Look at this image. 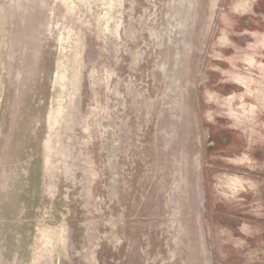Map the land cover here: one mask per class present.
Listing matches in <instances>:
<instances>
[{"label":"rangeland","instance_id":"374dc122","mask_svg":"<svg viewBox=\"0 0 264 264\" xmlns=\"http://www.w3.org/2000/svg\"><path fill=\"white\" fill-rule=\"evenodd\" d=\"M0 264H264V0H0Z\"/></svg>","mask_w":264,"mask_h":264},{"label":"bare ground","instance_id":"6f19581e","mask_svg":"<svg viewBox=\"0 0 264 264\" xmlns=\"http://www.w3.org/2000/svg\"><path fill=\"white\" fill-rule=\"evenodd\" d=\"M251 63H252V62H251ZM252 66H253V65H252ZM252 68H253V67H252ZM261 68H263V67H261ZM237 74H238V73H236V75H237ZM242 75H243V74H242ZM229 76H230V75H229ZM238 76H239V75H238ZM228 78H229V77H228ZM233 78H234V77H233ZM236 78H237V77H236ZM242 78H243V77H242ZM244 78H245V77H244ZM253 78H254V77H253ZM237 80H238V78H237ZM244 82H245V81H244ZM249 82H250V81H249ZM254 82H255V81H254ZM248 84H249V83H248ZM251 85H252V83H251ZM236 97H237V96H236ZM245 98H246V97H245ZM247 98H248V97H247ZM248 99H249V98H248ZM231 100H233V98H232ZM249 101H250V100H249ZM245 103H246V102H245ZM230 105H231V106H230L231 108H234V106H235V105L233 106L231 103H230ZM248 105H249V104H248ZM224 108H225V107H224ZM249 109H250V108H249ZM229 110H230V109H229ZM227 112H228V111H227ZM231 112H232V111H231ZM239 112H240V111H239ZM239 112H238V113H239ZM235 113H237V112H235ZM240 114H241V113H240ZM242 115H244V114H242ZM242 115H240V117H241ZM240 117H239V118H240ZM244 117H245V116H244ZM240 119H241V118H240ZM234 120H235L236 122H238V119H237L236 117H234ZM240 121H241V120H240ZM235 124H236V123H235ZM238 124H240V123L238 122ZM240 125H241V124H240ZM253 135H254V134H253ZM252 139H253V138H252ZM250 141H251V140H250Z\"/></svg>","mask_w":264,"mask_h":264}]
</instances>
